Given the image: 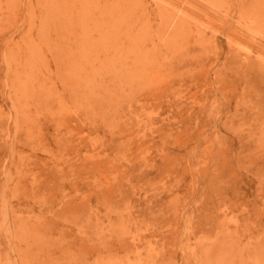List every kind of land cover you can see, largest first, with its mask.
<instances>
[{
  "label": "rangeland",
  "instance_id": "1",
  "mask_svg": "<svg viewBox=\"0 0 264 264\" xmlns=\"http://www.w3.org/2000/svg\"><path fill=\"white\" fill-rule=\"evenodd\" d=\"M248 1L0 0V264H264Z\"/></svg>",
  "mask_w": 264,
  "mask_h": 264
},
{
  "label": "bare ground",
  "instance_id": "2",
  "mask_svg": "<svg viewBox=\"0 0 264 264\" xmlns=\"http://www.w3.org/2000/svg\"><path fill=\"white\" fill-rule=\"evenodd\" d=\"M240 1L242 2L245 0H240ZM219 2H221V0H219ZM244 4H245V2H244ZM245 5H247L245 8H243V9H245V10H243V11H245V13L256 14L258 12V6H257L256 2L254 3L253 1L249 0L248 3Z\"/></svg>",
  "mask_w": 264,
  "mask_h": 264
}]
</instances>
